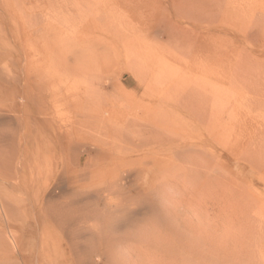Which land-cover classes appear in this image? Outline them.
Masks as SVG:
<instances>
[{"label": "bare ground", "instance_id": "6f19581e", "mask_svg": "<svg viewBox=\"0 0 264 264\" xmlns=\"http://www.w3.org/2000/svg\"><path fill=\"white\" fill-rule=\"evenodd\" d=\"M45 1L0 0V215L19 205L18 193L29 198L35 189L37 198L26 200L37 216L41 211L42 231L57 227L52 228L55 251L44 255L55 259L53 264H254L259 238L252 232L242 241L234 235L226 246L222 223L213 228L203 201L184 213L187 222L198 224L195 247H181L177 235L179 186L184 189L201 172L209 174L203 190L223 185L222 173L215 171L219 168H209L226 154L212 148L222 146L220 134L209 124L202 125L205 135L192 134V119L148 110L150 104L127 100L118 86L109 94V77L97 80L108 56L121 58L125 52L128 60L147 63L158 55L153 38L145 37L158 22L135 23L137 43L124 40L120 50L116 40L129 34V25L120 29L124 34L117 32L123 24L111 8L94 11L75 31L53 34L31 20ZM97 33L110 39H98ZM152 66L158 69L159 64ZM244 78L252 79L249 74ZM193 95L170 100L165 111L178 113L185 106L182 99ZM243 135L241 145L246 141L249 149L258 147L250 144L256 133ZM249 159L258 167L257 157ZM34 180L39 184L31 188ZM102 193L103 205L87 207L84 199ZM59 197L70 199L53 208ZM236 204L246 215L252 213L251 204ZM215 212L222 218V201ZM136 214L142 217L130 227Z\"/></svg>", "mask_w": 264, "mask_h": 264}, {"label": "rangeland", "instance_id": "374dc122", "mask_svg": "<svg viewBox=\"0 0 264 264\" xmlns=\"http://www.w3.org/2000/svg\"><path fill=\"white\" fill-rule=\"evenodd\" d=\"M88 1L91 0H46L36 6L31 20L55 34L63 30L75 31L94 11L111 8L113 16L123 24L120 28L118 24L117 32L124 34L120 29L129 25V34L116 40L120 50L124 49V40L134 38L131 41L137 43L135 23L144 22L149 26L158 22L155 30L152 28L151 33L145 34V37L153 38L158 55L152 54L147 63L140 58L128 60L125 52H121V58L108 56L97 80L102 81L104 75L109 77L111 82L106 89L109 94L118 86L126 91L127 100L150 104L148 110L163 109L173 119L180 118L179 115L192 119V134L205 135L206 129L202 125L206 127L207 124L217 135L220 134L222 146L214 143L212 148H223L226 154L220 158L219 164L212 161L209 168H219L215 171L222 173L223 185L213 183L210 187L213 191L209 187L203 190L209 174L201 172L198 179L187 182L184 189L180 190L179 186L177 201L182 207L178 208L181 217L177 235L184 245L179 244L185 249L197 244L198 224L192 219L187 222L184 213L192 210L196 201H203L213 228L222 223L228 236L226 246L232 236L237 235L242 241L248 232H252L260 243L256 250L259 256L254 264H264V155L258 157V150L264 152V0ZM96 36L110 39L109 34L97 33ZM154 61L159 64L158 69L152 66ZM248 74L251 80L244 78ZM137 76L142 77V83ZM191 91L195 95L182 99L185 106H181L179 114L175 109L165 111L167 108L164 107H170V100L175 102L177 97ZM183 129L187 131L186 127ZM244 131L256 133L257 139L253 141L256 142H250L252 146L258 145L253 147L256 150L252 148L255 152L247 147L246 141L242 144L244 146L241 145ZM243 147L247 150H242ZM239 151L242 153H237ZM250 153L251 157H257L256 168L249 159ZM27 184V180L21 182L23 191ZM31 184V188L36 187L39 181L34 180ZM5 190L7 195L9 187L5 186ZM33 190H30L29 198L18 193L19 205L7 215H0V264H53L55 261L44 255L50 256L55 251L52 228L57 227L42 231L41 211L38 212V223L37 214L26 200V197L37 198ZM103 195L106 193L84 199L88 202L87 207L103 205V200L100 201ZM55 199L53 208L63 206L70 198ZM240 200L251 204V214L246 215L238 209L236 203ZM221 201L222 218L220 212H215ZM2 203L5 204V200ZM141 217L136 214L129 226L132 227ZM244 220L250 225L244 224Z\"/></svg>", "mask_w": 264, "mask_h": 264}]
</instances>
